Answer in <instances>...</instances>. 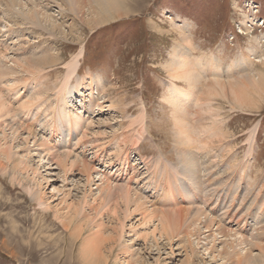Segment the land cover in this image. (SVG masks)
<instances>
[{
	"label": "rangeland",
	"instance_id": "obj_1",
	"mask_svg": "<svg viewBox=\"0 0 264 264\" xmlns=\"http://www.w3.org/2000/svg\"><path fill=\"white\" fill-rule=\"evenodd\" d=\"M57 3L55 0H38L36 4L39 11L45 8L48 14L64 25L65 34L55 32L53 37L48 30L37 34L32 32L30 25L14 23L11 12H6L5 0H0V67L5 72L6 67L12 68L9 70L13 73L12 77L0 78V93L12 106L16 122L29 129L23 131L22 127L20 138L14 141L11 139V131L6 128V142L14 144V152L26 154L34 169L39 165L38 176L31 178H36L37 181L39 179L35 182L42 184L40 185L45 195V205L43 201L33 199L23 187L28 181L31 182V179L24 181L27 180L25 173L18 176L23 184L16 177L14 180L10 175H0V264H82L79 257L82 240L73 243L70 231L65 230L57 216L67 213L70 202H78V211L86 206L83 211L87 210L84 213L87 214L82 212L84 217L76 215L74 225L86 216L87 220L92 215L94 217L95 211L92 214L90 208L98 207V201L96 204L92 201L102 193L106 179L107 184L113 188L124 186L130 192L133 191L131 193L147 202L149 209L160 211V214L163 209H187L201 204H198V200L202 199L199 193L204 195V189L196 190L198 196H194V199H184L179 192L180 197H176L171 194V186L159 184L163 181L169 184L172 173L163 169V175L159 169L153 168L155 164L160 166L162 161V165L166 163L170 169L174 167L184 171L182 176H190L178 161L173 110L164 99L171 83L165 66L170 61L174 46L183 45L179 31L183 29L185 22L190 25L188 39L194 48L191 51L193 58L199 56L207 60L214 56V63L219 65L217 74L225 81H235L241 75L252 76V72L260 69L264 71V66L261 65V60L264 59V26L256 30L251 27L250 31L253 30V33L247 30L248 22H253L255 15L264 18V0H128L126 7L129 8L130 15L98 28H91L80 17L64 11V7ZM69 27H72L70 33L72 31L73 34L69 35L67 32ZM4 33L13 34L14 38L10 39L12 35ZM253 37L260 38L261 42L257 45L255 41L259 51L252 58L254 63L249 68L243 65L236 69L235 62L238 59L251 57L247 50ZM48 52L59 56L61 61L54 68L46 70L43 76L47 77L50 72L59 73L57 76L52 74L48 80L44 77L39 84L30 83L32 75L22 72L13 63L25 55H43ZM79 53H82V57L78 76H86L87 83L86 89L72 98V103L75 102L72 107L80 115L81 123L74 125V129L66 126L55 132L52 130V123L56 114L54 110L58 107L56 99L59 83L66 74V64ZM207 74L204 71L203 75ZM210 77H204L207 79L204 82L208 83ZM95 79H100L97 84L99 87L92 92L89 84ZM178 84L185 86L184 83ZM40 90L43 93L40 94ZM257 101L261 102L258 107L247 110L233 109L228 100L220 97L213 101L214 107L219 109L220 126L226 133L224 142L227 145L230 143L228 146L233 149L231 156L222 159L220 148L204 151L195 145L193 150L196 151V163L191 169L194 176H201L204 181L208 179L205 187L214 189L212 192L215 203L218 195H227V206H230L236 194L237 200H233L235 207L229 212H236L241 217L253 215L255 209L259 211L257 204L260 202L263 203L261 211L264 213V97ZM142 107L145 108L147 130L137 134L138 128H133L131 123L133 117L141 113ZM67 120L61 119L58 122ZM256 127L253 154L247 161L245 156L249 150L252 131ZM3 128L5 127L0 129L1 133ZM28 134L31 136L28 137L29 143H26L23 137L26 138L25 135ZM136 136L140 138L137 144L134 143ZM26 144L27 148H24ZM29 149L35 151L28 156ZM59 157H63L70 166L77 160L79 162L65 175L63 162L61 164L58 161ZM65 157L68 158L65 160ZM229 158L236 162L232 169L227 165ZM82 161L91 166V176L84 173ZM235 166H244V173H237ZM28 173L30 178V169ZM194 184L196 185V181ZM232 184L236 187L229 194ZM164 187L168 191L162 190ZM241 199H245L244 202ZM220 200L221 198L218 202ZM254 200L257 202L253 203ZM224 202L228 203L227 200ZM104 203H107L106 200ZM121 203L118 201V205ZM211 203L212 199L203 205L204 210L215 215L217 213L218 217L225 212L224 216L230 218L226 209L219 212L217 205L211 206ZM120 206L121 209L125 208L124 203ZM125 211L120 210L116 216H104L105 235L113 234L117 242L111 244L104 239V245H108V248L112 245L107 264H230L227 260H220L218 253L214 254L217 257L214 260L210 251L205 252V240L197 244L198 240L193 237L191 246L195 253H192L187 248L189 244L183 241L187 240L183 239L184 234L169 241L164 237L159 219L147 216L144 211L143 214L134 212V207L130 209L132 213L129 211L126 214ZM254 219L259 220V217H253V220L249 217L248 222L239 227L233 220L220 219V222L222 226L226 224L234 231L260 238L264 243V231L262 236L259 232L264 228V215H261L257 225ZM114 228L116 232L113 231ZM215 228L217 226L214 231ZM88 231L89 229L84 234ZM253 248L254 255L258 257V247ZM259 262L264 264L260 259Z\"/></svg>",
	"mask_w": 264,
	"mask_h": 264
},
{
	"label": "bare ground",
	"instance_id": "obj_2",
	"mask_svg": "<svg viewBox=\"0 0 264 264\" xmlns=\"http://www.w3.org/2000/svg\"><path fill=\"white\" fill-rule=\"evenodd\" d=\"M37 1L27 0L26 2H23L22 0H5V8H7L6 12L8 10L11 12V18L14 23L19 25L22 24L30 25L31 26L30 28L33 29L32 32L33 31L37 32V34L39 33L41 34V32H44L45 30H48L49 34L53 37L55 36L56 33L65 34L63 29L64 25L61 24V22H59L60 20L55 19L53 15L48 14L47 10H44L45 8H42L39 11L38 7L36 6ZM57 1L60 2L57 3ZM55 2L57 3V5L64 7V11L65 10L70 11L73 14H75L77 17H80L82 21L87 25L91 26V28H98L103 24H106L116 19H120L130 13V10H128L129 8L127 9L126 7V2H128V0H55ZM247 18L249 17L247 16ZM247 22L248 20L244 22L245 25L247 24ZM250 23L251 22H248L247 27H249ZM252 23H255V21H253ZM189 28L190 25L185 22L183 29H180L179 31L180 38L183 41V45L174 46L170 55V61L165 66L166 71L168 73V77L171 79V83L169 85V88L167 90L164 99L167 102L168 106H170L173 110V121H174L173 125H174V132L176 135V141H177L176 150L178 153V159H179L178 161L180 165L183 166L186 173H188L190 176H182L184 175V171L179 170L178 168L175 169L173 167L171 169H175V171L171 170L168 164H166L164 161L163 162L165 163V165H162V161H161V165L159 163L160 166L155 164L153 165V168L156 170L159 169L160 173H162L163 175H165L163 173V169L170 171L172 173L173 177L171 176V180L169 184H167L165 181L159 184H161L162 186H164V184L171 186V188L173 189L171 194H173L176 197H180L178 196V192H179V195L182 194V198L184 199H194L193 198L194 196L196 195L198 196L196 190L200 191L204 189L205 191L204 195H200L199 193V196H201L202 199L198 200L199 202L198 204H200V202L201 204L195 205L193 208H187V209H183V208L176 210L163 209L162 213L160 214V211L149 209L147 202L144 201L137 194L131 193L133 191L130 192L124 186L122 187L114 186L115 188H113V186L107 184V179L106 181L104 180L105 183L103 182L102 179H99L98 181L103 182L106 186L103 187V191L99 195V197L94 198V201H92L95 202L94 204H96V201H98V207L96 208L93 207L92 209L90 208L91 213L95 211L94 217H92L93 215L91 216V214L89 213L91 216L89 217L90 219L87 220L88 217L86 216L85 218L79 219L77 224L74 225L77 216L78 215L79 217L83 216L81 215V213L83 212L84 214L87 211V210L85 212L83 211L84 207L87 208L86 206H84L85 202L83 203L84 207L81 208L82 211H78L80 209L79 207L80 205L78 202H76L77 204L75 202H74L75 204L70 202L69 210H66L67 213L64 214L61 213L59 216H57L58 220H60L61 223L63 224L65 230L70 231V237L73 243H76L77 241L80 242L82 240L79 246V257H80V262L82 264L108 263L110 251L112 250L111 244L114 243L116 240L113 234L105 235L106 224L104 223L105 222L104 216L111 214L116 216L119 213V211L120 210L123 211V209L126 210L125 212L126 214H128L131 207H134V212H138V213L141 212L143 214L144 211L147 213V216H150L151 218L154 217L156 219H159L160 220L159 223L162 227V232L164 231L165 233L164 237H166V239H168L169 241L175 239V237L178 238L181 234H184L183 239H187V240H183V241L187 242L186 244H189V247L187 246V248H189L192 251V253L193 252L195 253V250L193 246H191L192 245L191 239L195 237L196 241L198 240L197 244H200V241L205 240L206 246L204 247L205 248L204 251L205 252L207 251V253L208 251H210L209 253L213 254L212 258H214V260L217 259V257L214 256V254L218 253V257L220 258V260L222 261L227 260V262L230 264L233 263L260 264L259 259L264 261V243L261 242L262 240L261 241L259 240L260 238L259 239L255 238L252 235L250 236L251 240H249L250 237L248 236V234L245 235L241 232L234 231L230 227L226 226V224L222 226V223L220 222V219H224L223 221H226V219H229L231 221L233 220L237 222L239 227L242 223H247L249 217L252 218V220L253 217L254 218L259 217L260 220L261 215H264L263 210L261 211L263 203L260 202L259 204H257L259 211H257L256 209H255L256 211L253 210V215L251 214L249 216H244L243 213L242 216L244 217H241L236 212L233 213L231 211L232 212L231 213L229 211L230 209H233L235 207L234 206L235 201L237 200L236 194L234 195L235 198L231 200L230 206H227L229 204L228 202L229 196L227 195L221 197L220 202H218L220 197L218 198L216 203L213 202L214 193L212 191H214V189H212L211 187L209 189L208 188L206 189L205 187V185H208V179L204 181L201 178V176H194L195 173L191 170L194 163H196V159H195L196 155L194 153L196 151L193 152L195 145H197L200 149L204 151L210 150V148L212 149L220 148V150L222 151L220 157L222 159H226L229 156H231V154L233 153V149H231L228 146L230 145V143H228L227 145L224 142L226 133L225 131H223V128L220 126L221 121L219 119L220 118L219 109H217V107L216 108L214 107L213 101L214 99L219 97L223 98L225 100H228V102L232 105L233 109L238 108L242 110H247V109H253L254 107H258L259 103L261 102L257 101V99L264 97V71L260 69L256 72H252L251 73L252 76L250 74L245 77L244 75H241L236 79H234L235 81H233V79H227V78L226 79L229 81L227 80L225 81V79L221 78L220 75L217 74L219 71V65L214 63V58H213L214 56H211V58L209 59L207 58V60L199 56L194 57L196 59L193 58V54L191 51L194 48L191 46L188 39ZM70 29H72V27L71 28L69 27L67 31L69 35L73 34L72 31L70 33ZM7 35H12L10 39L14 38L13 34L8 33ZM255 41H257V45H259L258 43L260 42V38L257 39L256 37H253L251 41V45L247 50L248 53H250L251 57L248 58L242 57V60L238 59L237 62H235L236 69L242 68L243 65L248 66L249 68L254 63V60L252 58L256 56V54L259 51V48L256 46ZM260 48H262V46H260ZM81 57H82V53H79L76 58H74L72 61L66 64L65 66L66 74L62 77V80L59 83L60 87L59 90L57 91L58 93L56 99L58 107H56V109L54 110V113L56 114L53 117L54 120L52 123L53 125L52 130H54L55 132L59 130L60 131L63 130L64 127L66 126L68 128L72 127L74 129L73 127L74 125L81 123L79 122V119H81L80 115H78L77 111H75V109L73 108L75 102L72 103V98H74L77 95H80L81 92L84 89H86L87 77L85 76L83 78H79L78 76V74L80 73L79 67H80ZM263 60L264 59L261 60L262 66H264ZM60 61L61 58L59 56H54L48 52V54L44 53L43 55H35V56L25 55L21 57L19 60L17 59V62L14 61L13 63L15 64V67L17 66L20 69H22V72L32 75V79L30 83L39 84L42 80H44L45 76H43V73H45V71L50 68L51 69L54 68L56 65H58ZM7 68L8 67H6V69L4 68L6 70L5 72L0 67V78H5L6 76L9 77L13 76L12 70L11 71L9 70L12 68L9 69ZM14 70L15 69L13 68V71ZM204 71L208 73L207 74L208 78L209 76H211L208 83L204 82L207 80L205 79L207 76L203 75ZM57 73L59 72L57 71ZM57 73L50 72L47 75V77H45V80L51 78L53 76L52 74H56L57 76ZM95 80L96 81L91 80L89 84L90 85L89 88H91L92 92H94L96 87L97 89L99 87L97 84H99L100 79H95ZM178 83H184L186 87L180 86ZM14 86H16V84H14ZM45 87L48 88L47 85ZM44 91H46V89ZM39 92L40 94L43 93L41 90ZM90 101H92V99ZM192 111H194L193 114L191 113ZM15 118L16 117L14 115L12 106L3 99L0 93V129L2 126L5 127L3 128L2 133L0 132V175L1 176L10 175L14 180L16 177L22 183L21 181L22 179H19L18 176H23L22 174L25 173L24 175L27 176V178L25 177L27 180L24 179V181H28L29 179H31V182L28 181L27 185H24L23 187L28 193L32 195L35 201L37 202L43 201V205H45L44 203L45 195L42 190L43 187L41 188L42 184L37 183L39 181L38 178H37L38 181L36 180V178L33 179L31 178L32 176L35 175L38 176L37 173H38L39 165L36 169H34V167L29 163L30 162V160L28 159L29 157L25 156L26 154L21 155L18 152H14V146H13L14 144L10 142L8 143L6 142L8 135L5 134L6 128L9 129V131H11V134L13 135L11 139H13L14 141L18 140L22 134L20 130L23 127V125H21L19 122H16ZM61 119H66V120L68 119V120L59 123L58 120ZM131 126L133 128H138L136 130L137 134H142L143 131L145 132L147 130L145 127L146 113L144 107H142V111L138 116L133 117ZM23 131H29V129L27 130V128L25 129L23 127ZM256 134H257V127L252 131L249 150L245 156V159L247 161H249L250 157H252L253 144H255ZM30 136L31 135L28 134V136L25 135L26 138L23 137V139L26 140V143H29L28 137ZM196 137H198V139ZM134 139H135L134 140L135 144H137L140 140V138L137 136ZM27 145L28 144L24 145V148H27ZM215 145L218 146L215 147ZM34 151H35L34 149L33 150L29 149L28 156ZM62 158L63 157H59L58 161L61 164L63 162L64 174L66 175L71 170V168L73 169V165H76L78 160L76 162H73L70 166V163L64 161V159ZM67 158L68 157H65V160ZM230 158L227 161V165L230 167V169H232V167L236 164V162L230 160ZM40 160L41 161L43 160L41 156H40ZM82 164H83L82 167L85 166L84 170L82 168L84 173H88L89 175L88 174L87 175L91 176L92 175L90 169L91 166L88 165V163L85 161ZM123 165H125L124 162ZM236 167L237 166H235L234 170H236L237 173H242V174L244 173V166H239L238 168ZM29 169L32 172L30 178L28 173ZM176 170L178 172H176ZM245 177L248 178V176ZM87 180L89 182L90 177H88ZM195 181H196V185L194 184ZM234 187H236V185L232 184L231 187L229 188V194L232 193ZM178 188H181L182 192L180 189L178 191ZM238 189L239 188L237 187V192ZM162 190L166 191L167 189H165L164 187ZM117 191L119 192L117 193ZM211 193L213 194L211 195ZM67 197L69 198V196ZM210 198L212 199V203L210 205L211 206L217 205V207L219 208V212H224L226 209V214L230 213V218L224 216L225 212L223 216L218 217L217 213L215 215L209 211L204 210L205 206L203 207V205L208 204L211 201ZM257 198L259 199V197ZM245 199L243 200L241 199V201L244 202ZM105 200L107 203H104ZM225 200H227L228 203L224 202ZM256 200H254L253 203ZM116 201L117 204L115 205ZM118 201L120 203L122 202L121 204L124 203L125 208L121 209L122 208L120 206L121 204L118 205ZM112 203H114V205ZM192 204L193 203H191V205ZM253 205L255 206V204ZM130 213L132 212L130 211ZM259 220H255L256 225L258 224ZM216 226H217V228H215L216 231H214V227ZM88 229L89 231L85 235L84 233ZM113 231L116 232V229L114 228ZM263 231L264 228L259 230L261 236ZM205 233H208V235H206ZM118 237H120V235ZM104 239L106 240V242L109 241V243H111V244L107 243L109 244V246L111 245L109 248L108 245H104L105 243ZM216 242H218V245H216ZM251 243L254 244L252 245ZM73 245L74 244H72V246ZM253 247H258L259 250L258 257L254 255ZM220 248L221 250L219 251Z\"/></svg>",
	"mask_w": 264,
	"mask_h": 264
}]
</instances>
